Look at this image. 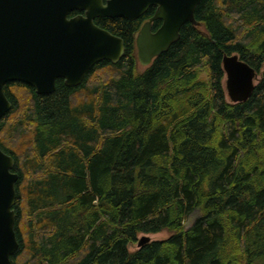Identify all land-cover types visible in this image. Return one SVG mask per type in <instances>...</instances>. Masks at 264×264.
I'll list each match as a JSON object with an SVG mask.
<instances>
[{
    "label": "trees",
    "instance_id": "1",
    "mask_svg": "<svg viewBox=\"0 0 264 264\" xmlns=\"http://www.w3.org/2000/svg\"><path fill=\"white\" fill-rule=\"evenodd\" d=\"M154 10L96 18L125 53L79 85H4L0 148L18 174L9 264H264V0H201L198 24L142 67L135 37ZM232 54L260 76L239 103L223 82Z\"/></svg>",
    "mask_w": 264,
    "mask_h": 264
},
{
    "label": "water",
    "instance_id": "2",
    "mask_svg": "<svg viewBox=\"0 0 264 264\" xmlns=\"http://www.w3.org/2000/svg\"><path fill=\"white\" fill-rule=\"evenodd\" d=\"M201 0H0V118L11 108L4 85L20 81L38 94L55 90L57 79L77 86L98 62L117 63L125 53L122 38L94 23L96 18L135 20L156 7L135 37L138 60L148 65L180 37L186 23L197 25ZM72 12H78L69 17ZM154 21L160 26L151 30ZM225 90L231 103L249 99L257 74L237 54L224 55ZM15 161L0 148V264L18 249L15 233ZM142 235L137 247L148 243Z\"/></svg>",
    "mask_w": 264,
    "mask_h": 264
},
{
    "label": "rangeland",
    "instance_id": "3",
    "mask_svg": "<svg viewBox=\"0 0 264 264\" xmlns=\"http://www.w3.org/2000/svg\"><path fill=\"white\" fill-rule=\"evenodd\" d=\"M139 63H140V61H139ZM140 65H141L142 67H145V66H146V65H143V64H141V63H140ZM259 78H260V76H259V77L257 76V79L255 80V85L258 83ZM223 82H224V88H225V79L223 80ZM225 92H226V90H225ZM226 97H227V100H229L227 94H226ZM189 223H190V222L186 223V226H187ZM142 235H147V236H149L150 241H153V240L165 239V238H167L168 235H170V234H169L168 231H160V232H157V233H148V234L140 233V234H138V236H137V240H138ZM137 248H138V247H137V242H136L135 244H131V245L129 246V250H130V251H134V250L137 249Z\"/></svg>",
    "mask_w": 264,
    "mask_h": 264
},
{
    "label": "flooded vegetation",
    "instance_id": "4",
    "mask_svg": "<svg viewBox=\"0 0 264 264\" xmlns=\"http://www.w3.org/2000/svg\"><path fill=\"white\" fill-rule=\"evenodd\" d=\"M150 8H155V10H154V12H153V14H154L155 11H156V7L151 6V7L148 8V10H149ZM148 10H147L145 13H147ZM145 13H144L143 15H141V16H144ZM76 14H78V12H72V13L69 15V17L75 16ZM153 14H152L151 16H149L148 19L144 20L143 23H142V25H143L145 22H147V21L153 16ZM141 16H140V17H141ZM140 17H139V18H140ZM194 17H195V16H194ZM137 19H138V18H137ZM127 20H128V19H127ZM135 20H136V19H135ZM130 21H131V20H130ZM154 22H155V21H154ZM154 22H153V23H154ZM160 22H161V21H160ZM94 23H95V22H94ZM153 23H152V26H153ZM142 25H141V27H142ZM152 26H151V27H152ZM159 26H160V25H159ZM141 27H140V28H141ZM139 30H140V29H139ZM151 30L153 31V28H151ZM155 30H156V29H155ZM155 30H154V31H155ZM180 31H181V30H180ZM138 32H139V31H138ZM138 32H137V34H138ZM137 34H136V35H137Z\"/></svg>",
    "mask_w": 264,
    "mask_h": 264
}]
</instances>
